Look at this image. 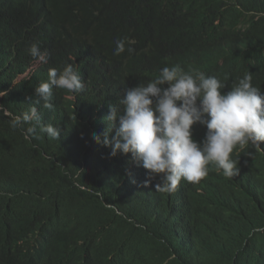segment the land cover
Wrapping results in <instances>:
<instances>
[{
	"label": "trees",
	"instance_id": "obj_1",
	"mask_svg": "<svg viewBox=\"0 0 264 264\" xmlns=\"http://www.w3.org/2000/svg\"><path fill=\"white\" fill-rule=\"evenodd\" d=\"M135 40L113 55L115 41ZM38 41L46 64L28 53ZM71 63L84 88L35 105L59 140H25L0 112V264H264V142L233 149L199 183L160 192L131 154L93 140L109 104L179 64L225 84L245 74L264 92V0H0V97L20 115L50 68ZM123 114V108H120ZM31 125H25V128ZM109 139L115 134V127ZM206 127L192 126L193 139ZM103 139V137H101Z\"/></svg>",
	"mask_w": 264,
	"mask_h": 264
},
{
	"label": "clouds",
	"instance_id": "obj_2",
	"mask_svg": "<svg viewBox=\"0 0 264 264\" xmlns=\"http://www.w3.org/2000/svg\"><path fill=\"white\" fill-rule=\"evenodd\" d=\"M133 44L135 40L127 37L116 40L113 55L123 53L126 45L132 53ZM27 51L37 63L48 62V53L41 51L38 41ZM224 87L220 79L202 71H185L179 64L165 66L155 79L126 89L118 104L108 105L104 118L108 126L94 134L93 140L110 147V156L130 153L146 169L148 179L144 184L158 178L155 188L160 192L175 191L181 180L199 183L207 176L209 165L232 178L239 171L238 160L231 158L233 149L259 148L264 142V92L252 84L250 73L239 78L230 90L222 92ZM83 88L81 74L71 63L60 70L50 68L47 79L34 87L36 99L29 111L14 115L0 105V112L9 117L10 127L20 130L25 140L39 138L37 126L41 133L59 140L60 127L43 124L35 105L52 110L53 89L74 95ZM6 94L0 91V97ZM117 121L119 126L109 139ZM196 123L206 127L199 141L192 134ZM260 231L264 228L252 229L253 233Z\"/></svg>",
	"mask_w": 264,
	"mask_h": 264
}]
</instances>
